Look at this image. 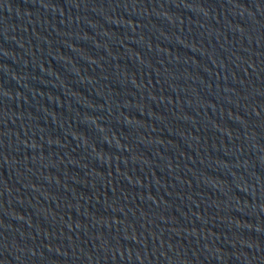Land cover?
Segmentation results:
<instances>
[{
  "label": "water",
  "instance_id": "obj_1",
  "mask_svg": "<svg viewBox=\"0 0 264 264\" xmlns=\"http://www.w3.org/2000/svg\"><path fill=\"white\" fill-rule=\"evenodd\" d=\"M0 264H264V0H0Z\"/></svg>",
  "mask_w": 264,
  "mask_h": 264
}]
</instances>
